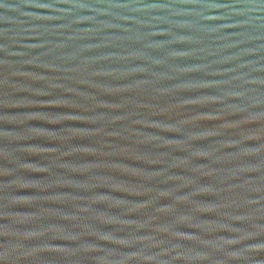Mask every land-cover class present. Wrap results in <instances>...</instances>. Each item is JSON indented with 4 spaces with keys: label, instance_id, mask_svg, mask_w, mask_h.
Segmentation results:
<instances>
[{
    "label": "water",
    "instance_id": "water-1",
    "mask_svg": "<svg viewBox=\"0 0 264 264\" xmlns=\"http://www.w3.org/2000/svg\"><path fill=\"white\" fill-rule=\"evenodd\" d=\"M0 264H264V0H0Z\"/></svg>",
    "mask_w": 264,
    "mask_h": 264
}]
</instances>
